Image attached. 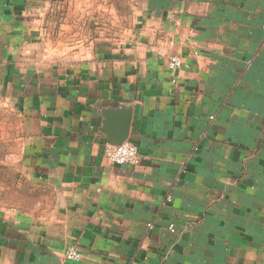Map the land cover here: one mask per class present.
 I'll return each mask as SVG.
<instances>
[{"label": "crops", "instance_id": "obj_1", "mask_svg": "<svg viewBox=\"0 0 264 264\" xmlns=\"http://www.w3.org/2000/svg\"><path fill=\"white\" fill-rule=\"evenodd\" d=\"M0 123V264H264V0H0Z\"/></svg>", "mask_w": 264, "mask_h": 264}, {"label": "built area", "instance_id": "obj_2", "mask_svg": "<svg viewBox=\"0 0 264 264\" xmlns=\"http://www.w3.org/2000/svg\"><path fill=\"white\" fill-rule=\"evenodd\" d=\"M170 67L172 69L181 67L180 59L178 57H172L170 59ZM103 156L109 163L114 165H133L140 158V149L132 141L126 140L119 145H106L103 150ZM67 258L71 261H79L81 255L77 249L69 248Z\"/></svg>", "mask_w": 264, "mask_h": 264}, {"label": "water", "instance_id": "obj_3", "mask_svg": "<svg viewBox=\"0 0 264 264\" xmlns=\"http://www.w3.org/2000/svg\"><path fill=\"white\" fill-rule=\"evenodd\" d=\"M120 115L119 111L112 112L109 117V123L107 124L108 137L113 142V145H119L128 140L130 133V117L118 123L116 119L119 118Z\"/></svg>", "mask_w": 264, "mask_h": 264}, {"label": "rangeland", "instance_id": "obj_4", "mask_svg": "<svg viewBox=\"0 0 264 264\" xmlns=\"http://www.w3.org/2000/svg\"><path fill=\"white\" fill-rule=\"evenodd\" d=\"M3 125V126H1ZM11 123H3L1 124L0 123V132L2 130H4L3 134L0 133V146H7L8 144H10L8 141L10 139H8V137L11 135ZM8 140V141H7ZM3 188H4V201L0 202V205L2 204H5L7 206H13L15 203H12V199H11V189H12V186L11 184L9 183L10 182V179H11V174L8 170H4V175H3ZM10 190V191H9Z\"/></svg>", "mask_w": 264, "mask_h": 264}]
</instances>
